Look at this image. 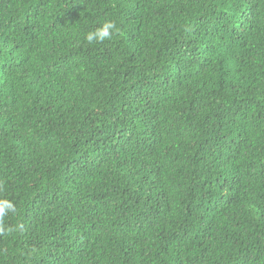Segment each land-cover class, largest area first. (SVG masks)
<instances>
[{
  "label": "trees",
  "instance_id": "16d2710c",
  "mask_svg": "<svg viewBox=\"0 0 264 264\" xmlns=\"http://www.w3.org/2000/svg\"><path fill=\"white\" fill-rule=\"evenodd\" d=\"M0 197V264H264V0H0Z\"/></svg>",
  "mask_w": 264,
  "mask_h": 264
},
{
  "label": "clouds",
  "instance_id": "9594fccd",
  "mask_svg": "<svg viewBox=\"0 0 264 264\" xmlns=\"http://www.w3.org/2000/svg\"><path fill=\"white\" fill-rule=\"evenodd\" d=\"M119 33L116 22L112 19H104L99 26L86 33L84 39L89 43H103L113 39ZM16 205L13 200L0 197V235L11 234L24 230V225L18 223L15 225H5L3 222L10 214H15Z\"/></svg>",
  "mask_w": 264,
  "mask_h": 264
}]
</instances>
